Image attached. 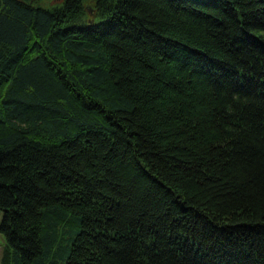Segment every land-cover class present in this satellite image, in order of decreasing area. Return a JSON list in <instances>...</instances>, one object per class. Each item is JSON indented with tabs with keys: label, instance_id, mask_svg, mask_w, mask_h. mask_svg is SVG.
Instances as JSON below:
<instances>
[{
	"label": "trees",
	"instance_id": "16d2710c",
	"mask_svg": "<svg viewBox=\"0 0 264 264\" xmlns=\"http://www.w3.org/2000/svg\"><path fill=\"white\" fill-rule=\"evenodd\" d=\"M0 209V264H264V0H0Z\"/></svg>",
	"mask_w": 264,
	"mask_h": 264
},
{
	"label": "rangeland",
	"instance_id": "374dc122",
	"mask_svg": "<svg viewBox=\"0 0 264 264\" xmlns=\"http://www.w3.org/2000/svg\"><path fill=\"white\" fill-rule=\"evenodd\" d=\"M2 213L3 212L0 209V222H1V218H2ZM5 244H6V239H5L3 232L0 229V259H1V255H2Z\"/></svg>",
	"mask_w": 264,
	"mask_h": 264
},
{
	"label": "water",
	"instance_id": "95a60500",
	"mask_svg": "<svg viewBox=\"0 0 264 264\" xmlns=\"http://www.w3.org/2000/svg\"><path fill=\"white\" fill-rule=\"evenodd\" d=\"M89 7V9L91 10V6H88Z\"/></svg>",
	"mask_w": 264,
	"mask_h": 264
}]
</instances>
